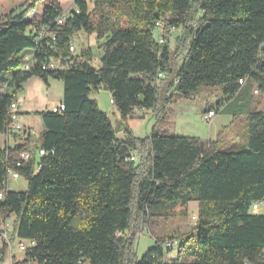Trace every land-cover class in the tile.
Returning a JSON list of instances; mask_svg holds the SVG:
<instances>
[{
	"label": "trees",
	"instance_id": "1",
	"mask_svg": "<svg viewBox=\"0 0 264 264\" xmlns=\"http://www.w3.org/2000/svg\"><path fill=\"white\" fill-rule=\"evenodd\" d=\"M38 3L16 15L0 14V75L22 67L8 83L15 91L0 92V133L15 93L32 77L62 82L64 110L38 113L37 148L47 152L38 171L32 160L14 166L16 153L33 149L29 136L0 148V217L14 220L18 238L34 241L22 263L11 264H264V214L251 210L264 202V110L250 108L253 89L264 96V0H75L78 12L71 9L62 25L56 24L63 10L55 2L37 21L26 20ZM104 11L123 25L110 23ZM157 21L164 24L162 44L153 34ZM35 25L50 34L40 39ZM173 29H180L179 45L171 49ZM78 30L104 38L97 68L90 50L69 53ZM27 49L32 53L22 54ZM52 58L66 60L62 69L41 68ZM159 72L165 78L156 83ZM100 88L110 92L123 124L135 109L152 110L157 124L173 98L217 89L227 101L221 112L245 117V148L222 150L211 141L205 147L196 137L164 135L155 127L144 138L124 127L118 138L90 98ZM131 153L137 160L125 161ZM8 167L25 178L24 191L7 188ZM191 201L198 203L191 231L157 237L137 258L126 236L132 222L175 211L186 215ZM186 236L194 237L192 252L165 263V240ZM6 253L0 249V264Z\"/></svg>",
	"mask_w": 264,
	"mask_h": 264
},
{
	"label": "rangeland",
	"instance_id": "2",
	"mask_svg": "<svg viewBox=\"0 0 264 264\" xmlns=\"http://www.w3.org/2000/svg\"><path fill=\"white\" fill-rule=\"evenodd\" d=\"M28 0H0V14L12 13V15L19 14L24 8V4ZM55 2L58 3L63 11L68 13L73 8V2L71 0H45L43 3L35 5V14L33 20L37 21L40 17L42 6ZM91 7V5H90ZM105 17L108 18L110 23L117 24L119 21L117 17L109 11H104ZM123 25L122 22H119ZM197 24V22L195 23ZM180 29H173L171 31V37L169 39V46L171 49L176 48V37ZM154 37L157 39L161 34L158 29L154 30ZM104 42V38L97 40L94 33L88 34L83 30L74 32L71 37V43L75 47L74 55H80L82 52L90 50L92 57L89 61L91 66L97 68L100 65V57L103 50L101 44ZM179 47V46H178ZM32 49H27L22 54H31ZM183 53V52H182ZM182 53L177 57V64L179 65L183 56ZM22 67L4 71L0 75V92L13 93L15 90L13 86L8 83L13 74L21 71ZM17 93V92H16ZM14 95V98L18 101V107L14 111L15 122L20 123L25 127L26 123L31 126L30 128V140L32 144L38 146L39 134L42 131V124L39 116V112L50 110L52 107L58 105L62 100V82L60 80L49 78L47 83L38 77H32L24 82L22 85V92ZM254 104L255 110H264V96L261 94H255ZM110 92L100 88L93 90L90 98L95 100L99 109L104 112L113 128L115 129L116 136L121 138L123 136L124 127L128 129L134 137L144 138L147 137L152 128L164 135L174 136H188L196 137L205 143V147L208 145V139L215 135L216 130H223L219 134L220 149L222 150H239L245 148V127L244 123L228 125L229 120L226 113L218 112L216 116L207 123L204 119V114L210 109H217L218 102L220 105L226 102L225 98L221 99V93L217 89L200 88L197 92L190 96V98H173L171 108L169 109V116L164 117L159 123H155L154 117L150 114H143L145 110H133L132 117L126 118L124 124L120 121V114L117 112L110 100ZM260 102H259V101ZM254 101V102H255ZM226 129L224 130L225 127ZM19 137V139H18ZM15 139V140H14ZM21 136H9V145L20 143ZM208 141V142H207ZM6 146L4 144V133H0V147ZM33 146V145H32ZM13 147V146H12ZM133 154L137 160L135 153ZM38 158V157H37ZM27 187V182L24 177H19L16 180L8 179L7 188L14 191H24ZM198 203L191 201L187 205L186 215H181L178 211L173 212L170 216H138L136 221H133L130 230L127 231L126 236L129 239V244L134 247V252L137 258H140L152 245L157 237H166L167 235L188 233L195 225L196 220L192 219L193 216H197ZM258 214H264V203L254 210ZM135 220V219H134ZM72 226L78 228L80 221L75 218L72 220ZM8 231L14 234L12 241L13 254L23 255L22 259H17L18 255H15L16 262L22 263L24 259V251L17 249L18 242L23 241L28 244L26 240L18 238L14 233V220H10L8 224ZM191 235L194 236L192 232ZM170 244V240H165L163 245V260L165 263H172L176 261H184L185 258L192 252L194 248V237H183L179 240H174ZM180 242H183L184 246L179 249ZM171 246H169L168 245ZM3 244L0 241V249L3 248ZM7 250V248H6ZM5 261L2 264H11V257L7 250ZM27 264H37L35 261H30Z\"/></svg>",
	"mask_w": 264,
	"mask_h": 264
},
{
	"label": "built area",
	"instance_id": "3",
	"mask_svg": "<svg viewBox=\"0 0 264 264\" xmlns=\"http://www.w3.org/2000/svg\"><path fill=\"white\" fill-rule=\"evenodd\" d=\"M71 1L73 2V5H74V1L75 0H71ZM83 1L87 2V3H92L94 0H83ZM43 2H45V0H41V3H43ZM32 3H34V0L26 1V3L24 4V8L30 7V5ZM35 8L36 7L34 6V7H31L29 9V11L27 12V14L25 16L26 20H33L32 18H33L34 14H35ZM72 9H74L76 12H78V10L75 8V6H73ZM66 14L67 13L65 11H63L62 14L56 19V24L57 25H62L63 24L64 16ZM155 26L162 33L161 30L163 29V26H164L163 22L162 21H157L155 23ZM34 29H35V32L38 33V37L40 39H42L43 37H45V36L50 34V33L47 32L48 28L46 26L35 25ZM157 40H158L159 44H162L163 36L160 34L159 37L157 38ZM68 51L71 54L75 53V47H74V45L72 43L69 44ZM260 55H261L262 58H264V50H261ZM25 58L27 60H29L27 57H25ZM64 62H66V60H64V59L53 60V58H52V59H50L47 62V70L62 69ZM29 68H30V64L27 63L25 65V70L29 69ZM164 78H165V74L164 73H161V72L157 73V75L155 76L156 83L159 80H162ZM243 82H244V80H240L239 81L240 84H243ZM255 93H257V91H255ZM109 102L112 103V100H109ZM17 107H18L17 102L15 104H13V107H11L12 119H11V121H8L7 129H6L5 133L7 135L13 136V137L14 136L25 137V135H26L25 127L23 125H21L20 123L15 122V118L16 117L14 115V111L17 109ZM63 110H64V106L61 103L56 105V106H54V107H52L50 109V111H52L53 113H61ZM216 114H217V112L213 108L207 110L205 112V114H204L205 121L207 123H210L211 120L216 116ZM52 153H53V151H52ZM44 155H45V150L42 149V148H37V149L34 150V152H27V150H21L18 153H16V159L14 161V166L15 167H20L23 163L32 160L33 161V169H34V172H36L41 167V165L39 163V158L41 156H44ZM135 159H136V157L133 154H131L129 157L125 158V161L134 162ZM8 168H11V167H8ZM19 177L20 176H19L18 172L14 171L12 169V175H7V181H8V179L16 180ZM2 197H3V194L1 192L0 193V198H2ZM263 203L264 202H262V201L254 202L251 205V210L254 211V210L258 209L259 206L262 205ZM192 219L196 220V216H193ZM10 220H13V219L8 217V216H6L4 218L0 217V241L7 248V250L9 251V254L12 252V241H13V238L15 237L13 233L11 234L8 231V224H9ZM27 242H28V244H25L23 241H19L17 249L20 250V251H24L25 252L27 249H29V248L34 246V241L29 240Z\"/></svg>",
	"mask_w": 264,
	"mask_h": 264
},
{
	"label": "crops",
	"instance_id": "4",
	"mask_svg": "<svg viewBox=\"0 0 264 264\" xmlns=\"http://www.w3.org/2000/svg\"><path fill=\"white\" fill-rule=\"evenodd\" d=\"M42 8H43V6H42ZM42 8H41V11H42ZM41 13V12H40ZM24 84V83H23ZM22 84V85H23ZM255 89H253V91H252V96H251V106H250V108L251 109H254V104H256V101H255V94H258V93H255ZM21 93L22 92V86H21V89L20 90H18L17 91V93ZM16 93V94H17ZM16 96V95H15ZM221 99H224L225 97H223L222 95H221V97H220ZM255 101V102H254ZM259 101V100H258ZM15 102H17V104H18V101L15 99ZM260 102V101H259ZM60 104V103H59ZM218 104V106H219V113L221 112V110H222V108L227 104V101L226 102H224V103H222V105H220L218 102H216V105ZM171 105H172V103H170V104H168L167 105V107L165 108V117H168L169 116V109L171 108ZM211 108V106H209L208 107V110ZM150 114V116H152V117H154V113H153V111L152 110H145V112H143V114ZM11 116H12V112H11ZM227 116H228V120H229V124L228 125H231V124H237V121L236 120H238V122L239 123H244V127H245V117L244 116H240V117H237V118H233V117H231L230 115H228L227 114ZM223 127H225L224 128V130L226 129V127L227 126H223ZM30 128H31V126L29 125V124H27L26 123V125H25V129H26V135H25V137H22V139H25L26 138V136H29L30 137ZM223 130H216L215 131V135H213L211 138H209L208 139V141H211V142H217V144H216V147H220V144L221 143H219V134L222 132ZM14 138H16V136H14ZM18 139H19V137H18ZM15 140V139H14ZM8 141H9V135H7L5 132H4V144L6 145V146H10V147H12V146H14L15 145V143L13 144V145H9L8 144ZM20 141H21V139H20ZM31 141V140H30ZM31 145H33V149H31L32 151H34L35 149H37V147L39 146V144H38V146H35L34 144H32V142H31ZM4 147V146H3ZM1 148V147H0ZM10 190V189H9ZM12 191H14V190H12ZM4 246V245H3ZM5 247V246H4ZM6 248V247H5ZM15 255H18L17 256V259H22L23 258V255H19V254H13V251L10 253V257H11V259H15ZM16 260V259H15ZM19 260H17V262H19ZM5 261V260H4Z\"/></svg>",
	"mask_w": 264,
	"mask_h": 264
},
{
	"label": "bare ground",
	"instance_id": "5",
	"mask_svg": "<svg viewBox=\"0 0 264 264\" xmlns=\"http://www.w3.org/2000/svg\"><path fill=\"white\" fill-rule=\"evenodd\" d=\"M41 68H42V69H47V64L42 65ZM15 103H16L15 101H13V103H11L10 108H9L10 113H11V107H13V104H15ZM11 119H12V116H10L9 120L11 121ZM27 152H34V151H32V150H27ZM46 153H47V152L45 151V154H46ZM7 175H12V169H11V168L7 169Z\"/></svg>",
	"mask_w": 264,
	"mask_h": 264
},
{
	"label": "water",
	"instance_id": "6",
	"mask_svg": "<svg viewBox=\"0 0 264 264\" xmlns=\"http://www.w3.org/2000/svg\"><path fill=\"white\" fill-rule=\"evenodd\" d=\"M103 89H105V88H103ZM106 90V89H105Z\"/></svg>",
	"mask_w": 264,
	"mask_h": 264
}]
</instances>
